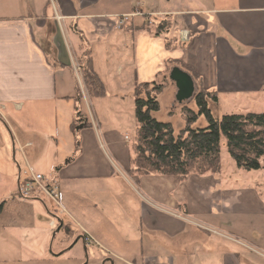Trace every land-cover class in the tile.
Instances as JSON below:
<instances>
[{
	"label": "crops",
	"instance_id": "crops-1",
	"mask_svg": "<svg viewBox=\"0 0 264 264\" xmlns=\"http://www.w3.org/2000/svg\"><path fill=\"white\" fill-rule=\"evenodd\" d=\"M85 49L100 98L82 87ZM175 67L216 93L214 107L264 99V0H0V184L17 170L16 189L0 194L3 261L63 256L47 250L57 227L67 249L91 246L107 264H264V196L253 184L222 172L128 173L125 123L104 102L132 101L134 112L135 84L166 78L153 116L172 123L183 105ZM77 86L89 125L76 136ZM28 169L56 180L58 205L37 190L20 197Z\"/></svg>",
	"mask_w": 264,
	"mask_h": 264
},
{
	"label": "trees",
	"instance_id": "trees-1",
	"mask_svg": "<svg viewBox=\"0 0 264 264\" xmlns=\"http://www.w3.org/2000/svg\"><path fill=\"white\" fill-rule=\"evenodd\" d=\"M80 79L88 99L106 94L105 87L94 70L90 51L83 50L76 57ZM162 78L146 83H136L133 88L136 133L131 143L129 175L138 179L144 175L218 174L221 172L220 140L223 136L226 149L236 168L250 172L264 168V112H246L213 116L210 104L217 101L216 93L203 87L194 93L195 109L183 105L179 114L183 126L178 131L169 121L153 116L159 111L158 96L167 86ZM82 96L76 88L75 118L71 130L77 136L79 129L89 125L81 109ZM199 118L205 127H196ZM2 204H0L1 212Z\"/></svg>",
	"mask_w": 264,
	"mask_h": 264
},
{
	"label": "rangeland",
	"instance_id": "rangeland-1",
	"mask_svg": "<svg viewBox=\"0 0 264 264\" xmlns=\"http://www.w3.org/2000/svg\"><path fill=\"white\" fill-rule=\"evenodd\" d=\"M197 80L195 82V87H194V93L200 90L201 86L200 84H197ZM83 87V86H82ZM205 89V88H204ZM108 101V100H107ZM166 101V98L161 99V107L165 106L164 103ZM106 105L103 107V109H106L107 111H110L113 116H109V120L112 123L118 122L119 124H122L121 126L123 127L124 124V131L123 134L128 136L129 140H127L128 144H131L135 138V133H136V126H135V120H134V112H133V102H126L122 103V105L118 102L116 104V107L114 106V103L112 102H104ZM212 104V103H211ZM210 104V108L212 111V114L216 118H220L223 114H232V113H246V112H257L261 113L264 112V99H257L253 101H248L244 103H223L221 105H218V107H214ZM183 105H187L190 108L195 109V105L193 102V99L187 100ZM182 105V106H183ZM119 111H118V110ZM115 111L117 113H115ZM162 116V117H161ZM162 118V120H165L164 115L161 113L158 114V118ZM130 118V119H129ZM116 120V121H115ZM159 120V119H158ZM161 121V119H160ZM172 125L174 127L175 131H178L181 126H183V120L181 116H175L172 118ZM196 127H205L206 122L203 118H199L195 124ZM7 131V135L9 137V142L10 146L8 147V150L6 152V155H8V158L12 163L13 161V154H12V147H11V136H10V131L9 130H3ZM3 150V154H4ZM1 154V153H0ZM19 152H17L16 157H18ZM220 159H221V172L222 175L225 176H231L235 177V179L242 183V184H253L262 196H264V168L259 169V170H252L250 172L242 171L238 168H236L235 163L233 160L230 158L227 149H226V143L225 139L222 136L220 140ZM261 162L264 164V157L262 158ZM44 175V174H42ZM46 176V175H44ZM9 180H4L2 179V183L0 184V194L1 192H7L8 195L10 194L11 190L14 191L17 186V170H16V175L13 179L11 180V175L8 178ZM44 196L46 201L48 202L49 200L47 199L48 197L40 192V196ZM52 205V204H49ZM57 227L52 229L49 235V241H48V253H60L61 251L65 250L66 254H62L63 256L61 257H47L43 258L40 260H29V259H22V261H3L1 259L2 257L0 256V264H107L102 262L101 260V253L99 250L89 246L87 247V254L85 255V251L81 245L78 243L73 246L70 249L69 248V240L70 237L66 239H63L65 237V232L61 233L55 232ZM67 241L66 244L63 241ZM63 242V243H62ZM67 248H66V247ZM65 247V249H63ZM67 249V250H66Z\"/></svg>",
	"mask_w": 264,
	"mask_h": 264
},
{
	"label": "built area",
	"instance_id": "built-area-1",
	"mask_svg": "<svg viewBox=\"0 0 264 264\" xmlns=\"http://www.w3.org/2000/svg\"><path fill=\"white\" fill-rule=\"evenodd\" d=\"M129 17L130 15L119 17L118 26L121 27L124 23L128 22ZM24 175L25 177L19 184L20 197H29L32 191L37 190L38 192L44 193L53 203L57 205L59 204L60 193L57 182L53 177H47L40 173H34L31 169L24 172Z\"/></svg>",
	"mask_w": 264,
	"mask_h": 264
},
{
	"label": "water",
	"instance_id": "water-1",
	"mask_svg": "<svg viewBox=\"0 0 264 264\" xmlns=\"http://www.w3.org/2000/svg\"><path fill=\"white\" fill-rule=\"evenodd\" d=\"M170 79L175 83L177 88L176 98L180 103H185L193 97V82L187 74L175 67L170 73Z\"/></svg>",
	"mask_w": 264,
	"mask_h": 264
}]
</instances>
